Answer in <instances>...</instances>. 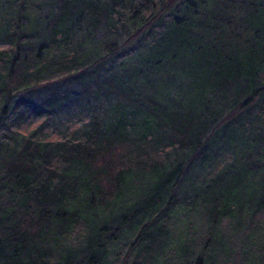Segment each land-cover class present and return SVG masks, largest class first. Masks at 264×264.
<instances>
[{
    "label": "trees",
    "instance_id": "trees-1",
    "mask_svg": "<svg viewBox=\"0 0 264 264\" xmlns=\"http://www.w3.org/2000/svg\"><path fill=\"white\" fill-rule=\"evenodd\" d=\"M32 1L0 0V264H264V0Z\"/></svg>",
    "mask_w": 264,
    "mask_h": 264
},
{
    "label": "rangeland",
    "instance_id": "rangeland-1",
    "mask_svg": "<svg viewBox=\"0 0 264 264\" xmlns=\"http://www.w3.org/2000/svg\"><path fill=\"white\" fill-rule=\"evenodd\" d=\"M2 1V0H1ZM33 1H37V2H40V3H47L48 2V0H33ZM32 1V2H33ZM156 1H158V0H156ZM0 4H1V2H0ZM34 5H35V3H33ZM44 10H46V7L44 8V9H42V11H44ZM33 12H38V11H36V10H32ZM38 18L35 16V21L37 20ZM7 48H9V45L7 44V43H0V50H3V49H7ZM19 95H21V94H19Z\"/></svg>",
    "mask_w": 264,
    "mask_h": 264
}]
</instances>
